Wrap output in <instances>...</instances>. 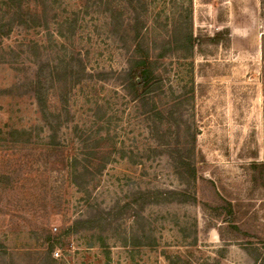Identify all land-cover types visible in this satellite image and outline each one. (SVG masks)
I'll return each instance as SVG.
<instances>
[{"label":"rangeland","instance_id":"obj_1","mask_svg":"<svg viewBox=\"0 0 264 264\" xmlns=\"http://www.w3.org/2000/svg\"><path fill=\"white\" fill-rule=\"evenodd\" d=\"M144 1L149 38L163 39L174 25L185 24L199 39L186 59H167L164 73L166 89L188 98L184 120L197 130L203 177L197 202L146 204L137 220L118 214L95 233L78 226L64 236L93 211L135 200L138 186L155 193L176 189L178 182L165 158L147 152V130L112 79L83 81L72 91L70 120L56 137L80 158V133L99 131L101 146L114 144L119 153L82 190L67 170L51 169L50 132L30 90L37 63L56 61L62 45L70 44L92 73L120 70L126 62L99 8L55 0L58 20L78 13L71 42L58 36L56 25L49 32L16 29L0 40L2 139L18 129L26 133L24 142L31 140L0 146V264H260L255 250L264 251V0ZM62 34L69 35L68 29ZM215 36L217 45L206 41ZM31 41L38 47L28 49ZM228 204L230 223L241 232L224 222L221 207ZM48 233L61 235L52 257Z\"/></svg>","mask_w":264,"mask_h":264},{"label":"trees","instance_id":"obj_2","mask_svg":"<svg viewBox=\"0 0 264 264\" xmlns=\"http://www.w3.org/2000/svg\"><path fill=\"white\" fill-rule=\"evenodd\" d=\"M77 3L85 10L90 7L99 8L112 37L122 44L126 62L125 67L120 70L92 73L87 70L81 54L70 44L68 48L62 45L58 51L61 55L56 61L37 63L38 68L30 90L50 132L46 145L49 147L47 159L51 169L59 172L67 170L72 184L82 190V186L101 175L112 155L117 151L119 153L120 150L114 144L101 146V142L95 137L99 134L97 130L95 135L87 131L80 133L78 138L83 144L80 158L71 156V147L60 144L56 137L60 128L70 120L68 107L72 91L83 81L112 79L125 91L128 102L134 104L135 117L142 120L147 130V152L154 158L166 159L178 182V188L151 193L149 189L143 191L138 186L133 194L135 200L124 205L117 202L110 209L93 211L85 219L76 220L74 227L63 232L64 236L76 232L78 226H84L86 230L95 233L103 226L110 225L111 218L118 214L120 218L125 214L137 220L146 204L158 205L161 202L170 203V200L178 204L196 203L197 185L203 180L195 149L197 130L192 129L184 120V107L188 98L181 95L180 91L166 89L164 81L167 59H186L189 54H193L199 39L193 36L185 24L174 25L171 33L163 39L149 38L145 20L147 4L144 0H77ZM57 11L55 0H0V40L9 37L16 29H43L49 32L56 25L58 36L65 42H71L79 24L78 13L58 20ZM63 28L68 29L69 35L62 34ZM206 41L213 45L219 43L217 36L207 37ZM26 45L28 49L38 47L32 41ZM24 135L26 133L22 130L9 129L6 141L2 139L0 132V146L14 147L15 144L31 143V140H22ZM139 199L143 200L140 204ZM228 206L221 207L225 211L224 222L229 223L228 226L233 230L241 232L236 225L230 223L233 220V210L229 204ZM60 241V234H46L48 257H52L53 250ZM255 251L256 259L264 264V251Z\"/></svg>","mask_w":264,"mask_h":264}]
</instances>
